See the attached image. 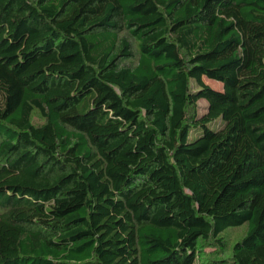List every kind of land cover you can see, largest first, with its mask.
I'll use <instances>...</instances> for the list:
<instances>
[{
	"label": "trees",
	"instance_id": "1",
	"mask_svg": "<svg viewBox=\"0 0 264 264\" xmlns=\"http://www.w3.org/2000/svg\"><path fill=\"white\" fill-rule=\"evenodd\" d=\"M239 226L216 264H264V0H0V264H193Z\"/></svg>",
	"mask_w": 264,
	"mask_h": 264
},
{
	"label": "rangeland",
	"instance_id": "2",
	"mask_svg": "<svg viewBox=\"0 0 264 264\" xmlns=\"http://www.w3.org/2000/svg\"><path fill=\"white\" fill-rule=\"evenodd\" d=\"M128 38L131 40L134 50V57L131 59H128L127 61L135 63L137 60V57L139 55V49H138V43L137 40L129 35L128 33H125ZM204 82L215 89H220L222 86L219 82L215 80L208 79L206 77L203 78ZM193 85H195V82H191ZM198 105V112L202 113L204 112L207 102L204 99H200L197 102ZM55 117V114L51 113L52 120ZM33 124L35 125H43L45 123V119L40 115V113L36 110L33 112L32 115ZM38 132L44 133V134H51V127L47 126L46 128L39 129ZM123 163H130L127 159H121ZM116 173L121 174L123 173V170H116ZM246 228L245 226H239L230 228L224 233L220 235V238H210L209 240L205 242L200 243V255L197 256L195 262L193 264H216L217 260L220 258H227L232 252L233 246L236 241L240 240L244 234H245Z\"/></svg>",
	"mask_w": 264,
	"mask_h": 264
}]
</instances>
